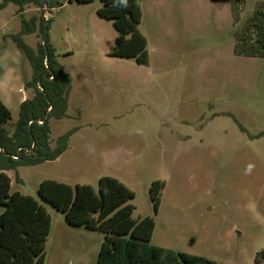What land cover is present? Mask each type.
<instances>
[{
  "label": "rangeland",
  "instance_id": "obj_1",
  "mask_svg": "<svg viewBox=\"0 0 264 264\" xmlns=\"http://www.w3.org/2000/svg\"><path fill=\"white\" fill-rule=\"evenodd\" d=\"M259 1L245 0L236 22L232 0H142L145 65L110 56L117 32L98 16L100 0L0 8V82L12 113L5 131L14 133L20 88L33 75L15 36L38 53L46 20L71 82L67 117L49 122L52 149L69 135L65 152L8 171L11 192L34 197L51 215L45 264H97L105 235L68 225L38 195L41 182L98 190L102 177L134 192V219H154L151 244L223 264H264V56L234 52L235 33ZM22 21L30 34L21 36ZM155 181L165 183L157 211Z\"/></svg>",
  "mask_w": 264,
  "mask_h": 264
},
{
  "label": "trees",
  "instance_id": "obj_2",
  "mask_svg": "<svg viewBox=\"0 0 264 264\" xmlns=\"http://www.w3.org/2000/svg\"><path fill=\"white\" fill-rule=\"evenodd\" d=\"M49 1L4 0L0 8L8 4L20 8L31 3L43 6ZM95 1L69 0L81 4ZM100 1L102 7L97 11L98 16L111 21L117 32L110 56L132 58L138 64H148V42L139 31L143 18L142 0ZM244 6L245 0H232L236 22ZM42 21L44 42L48 26L46 20ZM22 24L21 36L30 34L26 28L28 22L22 21ZM13 40L32 66L33 78L27 87L34 89V97L21 104L19 121L12 135L5 131L12 120V113L0 99V147L4 150L0 154V209L3 208L0 213V264H45L46 244L52 228L51 215L34 197L11 192V179L5 171L56 160L65 152L69 135L60 137L57 148L52 149L49 122L52 118L61 120L67 117L71 82L64 67L56 61L49 43L50 58L47 60L43 44L35 53L20 36ZM234 52L245 57L264 56V0L259 1L235 33ZM38 121L44 123L39 124ZM13 156H18V159H13ZM164 187L162 181H155L150 187L155 211L160 206ZM38 195L62 212L68 225L105 235L97 264H223L151 244L156 226L154 219L150 216L134 219L135 208L130 201L135 194L117 179L102 177L98 190L89 185L72 187L44 180L38 188Z\"/></svg>",
  "mask_w": 264,
  "mask_h": 264
},
{
  "label": "crops",
  "instance_id": "obj_3",
  "mask_svg": "<svg viewBox=\"0 0 264 264\" xmlns=\"http://www.w3.org/2000/svg\"><path fill=\"white\" fill-rule=\"evenodd\" d=\"M29 10H25L23 13H21V15L26 14ZM33 70V69H32ZM33 78V75H32ZM20 93L22 94V100L21 103H23L25 100L27 99H32L34 97V89L32 87H27L25 86L24 90L22 88H20ZM0 99L2 100V102L9 108V103L11 102V94H10V90H7L4 88V86L2 85V82H0ZM11 123V122H10ZM9 123V124H10ZM8 124V125H9ZM7 125V126H8ZM13 171V170H12ZM5 173L10 177L11 179V185H12V178L9 174L8 171H5Z\"/></svg>",
  "mask_w": 264,
  "mask_h": 264
},
{
  "label": "water",
  "instance_id": "obj_4",
  "mask_svg": "<svg viewBox=\"0 0 264 264\" xmlns=\"http://www.w3.org/2000/svg\"><path fill=\"white\" fill-rule=\"evenodd\" d=\"M47 32H48V31H47ZM43 45H44V47H45L47 60H49V58H50V54H49V50H48V37H47V34H46V36H45V38H44Z\"/></svg>",
  "mask_w": 264,
  "mask_h": 264
},
{
  "label": "built area",
  "instance_id": "obj_5",
  "mask_svg": "<svg viewBox=\"0 0 264 264\" xmlns=\"http://www.w3.org/2000/svg\"><path fill=\"white\" fill-rule=\"evenodd\" d=\"M52 79V77H51ZM41 89V88H40ZM39 124H43L44 122L43 121H38ZM3 149L0 147V154L3 153ZM27 151V150H26ZM13 159L17 160L18 159V156H13Z\"/></svg>",
  "mask_w": 264,
  "mask_h": 264
}]
</instances>
